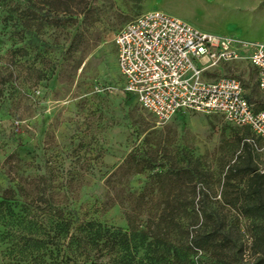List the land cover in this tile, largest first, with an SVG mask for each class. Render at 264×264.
<instances>
[{
	"label": "rangeland",
	"instance_id": "obj_1",
	"mask_svg": "<svg viewBox=\"0 0 264 264\" xmlns=\"http://www.w3.org/2000/svg\"><path fill=\"white\" fill-rule=\"evenodd\" d=\"M33 2L0 0V197L11 191L34 206L74 209L82 221L124 232L128 213L137 224L154 217L161 187L176 192L182 207L194 202L195 220L187 208L181 213L192 221L190 231L204 224L228 234L224 249L194 252L192 264L262 262L264 218L245 209L256 202L258 175L264 202V141L248 154L243 139L251 134L217 114L180 113L158 122L123 91L114 38L137 16L161 11L202 32L264 42V0ZM212 72L240 78L254 101H264L250 64ZM130 154L150 156L164 171L178 162L198 176L175 184L158 183L155 171L131 176L124 164ZM236 164L240 171L230 175ZM248 168L256 171L247 175ZM151 258L141 252L137 262Z\"/></svg>",
	"mask_w": 264,
	"mask_h": 264
},
{
	"label": "trees",
	"instance_id": "obj_2",
	"mask_svg": "<svg viewBox=\"0 0 264 264\" xmlns=\"http://www.w3.org/2000/svg\"><path fill=\"white\" fill-rule=\"evenodd\" d=\"M25 1L33 7V0ZM43 46L47 45L44 43ZM247 98L257 109L264 110V101H254L248 92ZM239 129L251 134L243 137V146L250 154V147H256L257 140L261 139L248 127ZM124 164L130 166L128 175L131 176L155 171L153 177L162 184H175L187 178L191 181L198 176L196 168H182L178 162L166 171L161 170L155 162L150 163V156L139 158L130 154ZM238 171L240 167L236 164L229 173ZM245 171L250 175L256 170L248 168ZM257 177V186L252 192L256 202L249 203L245 212L252 218H264L260 180L263 176ZM226 179L229 183L231 177L227 175ZM157 191L159 203L154 217L151 214L146 222L137 224L128 213L124 232H112L95 221H82L74 209L34 206L10 196L11 191H7L0 197V264H140L137 258L141 252L145 257L152 256L150 264H192L190 258L194 252H207L218 247L224 249L229 237L222 226L208 231L202 224L190 231L192 221L191 225L185 223L181 213L187 208L189 219L195 220L198 215L194 202H187L182 207L177 203L179 195L176 192L168 195L161 187ZM191 195L196 196L195 189ZM107 244L111 245V250H106ZM255 264H264V259Z\"/></svg>",
	"mask_w": 264,
	"mask_h": 264
},
{
	"label": "built area",
	"instance_id": "obj_3",
	"mask_svg": "<svg viewBox=\"0 0 264 264\" xmlns=\"http://www.w3.org/2000/svg\"><path fill=\"white\" fill-rule=\"evenodd\" d=\"M114 43L123 91L158 122L179 113L217 114L264 141V110L247 98L243 81L210 77L223 64L245 62L264 94V42L202 32L176 16L147 11L121 28Z\"/></svg>",
	"mask_w": 264,
	"mask_h": 264
},
{
	"label": "crops",
	"instance_id": "obj_4",
	"mask_svg": "<svg viewBox=\"0 0 264 264\" xmlns=\"http://www.w3.org/2000/svg\"><path fill=\"white\" fill-rule=\"evenodd\" d=\"M235 63H245V62H235ZM248 64V63H247ZM254 70V69H253ZM255 71V70H254ZM255 73H256V71H255ZM260 91V90H259ZM261 92V91H260ZM180 114V113H179Z\"/></svg>",
	"mask_w": 264,
	"mask_h": 264
}]
</instances>
